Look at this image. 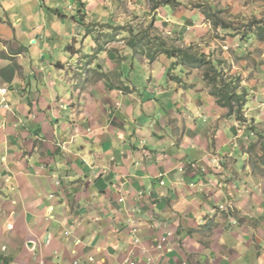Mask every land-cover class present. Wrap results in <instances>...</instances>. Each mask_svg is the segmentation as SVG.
<instances>
[{"label": "crops", "instance_id": "obj_1", "mask_svg": "<svg viewBox=\"0 0 264 264\" xmlns=\"http://www.w3.org/2000/svg\"><path fill=\"white\" fill-rule=\"evenodd\" d=\"M202 1L264 13V0ZM167 2L156 25L168 22L182 43L212 29L199 6ZM46 10L41 0H0V264H264L260 176L236 159V147H249L246 128L213 127L226 126L211 118L217 105L200 92L185 103L183 89L198 87L171 79L168 65L155 83L149 70L111 86L53 68L26 47ZM257 71H242L241 87L253 106L246 116L260 125ZM221 155L232 163H217Z\"/></svg>", "mask_w": 264, "mask_h": 264}, {"label": "rangeland", "instance_id": "obj_2", "mask_svg": "<svg viewBox=\"0 0 264 264\" xmlns=\"http://www.w3.org/2000/svg\"><path fill=\"white\" fill-rule=\"evenodd\" d=\"M41 3L51 5L53 12L46 10L43 16L36 17L41 30L32 31L33 36L31 37H34L36 42L27 43L26 47H30L32 52L42 49L43 51L39 53L45 54L46 60L53 63V68L75 71L74 77L78 81L81 77H87L89 81L98 77L111 86L120 83L119 76L127 81L133 75L139 77L144 74L146 76L145 71L150 70L152 77L156 79L155 83L164 74L166 65L168 68H173L174 63L182 62L183 69L180 70L176 65L178 74L181 72L183 77L182 82L188 80V84L198 87L195 88V93L185 92L183 89L182 99L185 103H193L192 100L198 97L200 92L204 102L217 105V110L210 108L211 118L216 117L226 121V126L217 122L213 127L218 129L219 126H223L224 130H227L231 125L232 128L238 127L241 133L245 126L246 131H249L244 134L246 140L242 145L243 147L249 145V147L242 151L236 147V159L240 168L244 167L260 176L258 179L262 186L258 193L260 197H264V138L259 137L255 132L250 134L253 130H250L252 126L264 132V124L259 125L250 115L246 116V105H244L245 111L243 112L246 120H243V123L234 115H229L226 108L223 112L219 111L221 106L210 93L211 85L203 79L209 77L210 69L203 64L190 63V58L185 52L176 53L173 56L174 59L163 52L165 48L174 49L176 47L183 48L192 55L205 52L209 54V60L218 59V63L221 64L219 69L226 78L237 80L238 84L242 71L258 72V69H264V39L261 38L264 36V13L259 16L247 14L245 17L241 12L233 13L229 6L228 9H223L224 6L220 3L212 8L206 1L184 0V3H187L185 5L199 6L201 11L212 15L211 21L215 22L220 18L231 26L224 28L211 24L212 29L203 38L184 44L178 38V33L174 28L166 29L168 22H164L162 26L156 25L162 18H165L159 7L165 4V0H41ZM181 4L177 2L176 6ZM132 40L136 42L137 53L130 45ZM147 53H153L154 60H149ZM111 54L118 60L111 63L112 60L109 61ZM89 65L92 67H88ZM129 72L130 76H128ZM158 83L165 84V82ZM184 85L186 86V83ZM99 89L106 94L104 84H100ZM249 95L252 94L249 92ZM247 103H249L247 107H253L251 102ZM201 109L204 108L201 107ZM236 138L234 136L233 139ZM217 161L219 164L232 163L227 156L223 155L218 156ZM195 165L198 168L199 165ZM199 170H202L201 166ZM239 173L234 170L233 176L238 177ZM226 204L229 205L228 202ZM222 207L229 208L228 213H232L233 217H238L236 207L225 205ZM224 212H221V215L227 216L228 214ZM217 232L220 235L222 229H217ZM104 264L108 263L104 262Z\"/></svg>", "mask_w": 264, "mask_h": 264}, {"label": "trees", "instance_id": "obj_3", "mask_svg": "<svg viewBox=\"0 0 264 264\" xmlns=\"http://www.w3.org/2000/svg\"><path fill=\"white\" fill-rule=\"evenodd\" d=\"M170 0H165L167 2ZM167 2V3H169ZM206 18L212 19V15L207 14L205 11H203ZM213 21V20H212ZM214 26H221L224 28H230L231 26L228 23H225L220 18H218L215 22H213ZM264 39V36L261 37ZM135 51L137 50L136 42L132 40L130 44ZM168 56L173 57L176 55V53H186L188 58H190V63H195L197 65L203 64L205 67H208L210 69V72L208 74L209 77L203 78L206 82H208L209 85H211L210 93L216 98V102L219 106L224 107L228 110L229 115H234L241 123L244 122L243 120H246V116L243 114L244 105L246 104V95L244 92L239 91V86L237 84V80H232L226 78L224 73L219 69V64H216L214 61L208 59V54L205 52H200L199 55H192L186 52L183 48H174V49H168L165 48L163 51ZM148 54V53H147ZM149 60H154L155 55L153 53L148 54ZM182 63V62H181ZM178 63H174L173 68L169 69V72L167 73L171 79H176L177 77L181 76V73L176 76L174 73L176 72V65ZM234 104L236 108L234 109ZM253 129V130H252ZM253 132L257 133V135L262 138H264V132L259 131L255 126H252L251 129Z\"/></svg>", "mask_w": 264, "mask_h": 264}, {"label": "clouds", "instance_id": "obj_4", "mask_svg": "<svg viewBox=\"0 0 264 264\" xmlns=\"http://www.w3.org/2000/svg\"><path fill=\"white\" fill-rule=\"evenodd\" d=\"M205 15V14H204ZM206 17V16H205ZM209 21H211L210 19H209ZM211 24H213V21H211ZM138 51H135V53H137ZM207 54V53H206ZM148 55V54H147ZM209 55V54H208ZM212 60V59H211ZM212 61H214V60H212ZM215 62V61H214ZM216 64H219L218 63V61L217 62H215ZM219 65H221V64H219ZM238 82V81H237ZM241 82H242V79H241V77H240V82L238 83V86H239V91H243L244 93H245V95L247 94V92H246V90H245V88H242L241 87ZM2 89H5V92H3L2 93V91H1V93L2 94H5L6 92H7V90H8V88L7 87H3V88H1L0 90H2ZM213 96V95H212ZM247 96H248V94H247ZM246 96V98H248ZM216 99V98H215ZM247 100V99H246ZM3 101H5V98L3 99ZM246 103H247V101H246ZM6 104V103H5ZM2 105V104H1ZM7 105V104H6ZM246 105V104H245ZM243 123V122H242ZM245 127V126H244ZM246 128V127H245ZM249 132V131H248ZM253 133V131H250V134H252ZM53 195V194H52ZM220 209H226V208H223L222 207V205L220 206ZM131 264H134L133 262H131Z\"/></svg>", "mask_w": 264, "mask_h": 264}, {"label": "built area", "instance_id": "obj_5", "mask_svg": "<svg viewBox=\"0 0 264 264\" xmlns=\"http://www.w3.org/2000/svg\"><path fill=\"white\" fill-rule=\"evenodd\" d=\"M1 91H2V93H3V92H5V89H2Z\"/></svg>", "mask_w": 264, "mask_h": 264}]
</instances>
